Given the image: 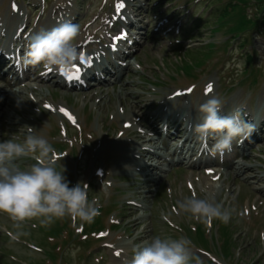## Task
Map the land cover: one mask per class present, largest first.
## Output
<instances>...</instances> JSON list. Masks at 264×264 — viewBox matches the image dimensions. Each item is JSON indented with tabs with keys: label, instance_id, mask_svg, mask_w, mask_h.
I'll return each instance as SVG.
<instances>
[{
	"label": "rangeland",
	"instance_id": "obj_1",
	"mask_svg": "<svg viewBox=\"0 0 264 264\" xmlns=\"http://www.w3.org/2000/svg\"><path fill=\"white\" fill-rule=\"evenodd\" d=\"M20 2L25 3V10L27 6L32 10L27 15V18H30L25 31L30 28L31 23L32 27L39 24L38 30L42 33L45 30L44 21L48 17L50 7L52 9L59 7L70 16V21L59 36L60 41L53 44L61 49L79 44L85 33L86 22L90 24L96 16L103 15L112 9V0L104 5L103 0H50L44 18L36 12L42 10L41 0ZM10 3L11 0H0V6H4V8L0 7V23L2 24L3 19L7 17L6 9H12ZM141 4L142 8L140 7L139 11L142 13L140 22L143 25L141 27L142 42L135 47L136 58L141 66L137 69L134 67L125 69L120 80H115L114 77L112 82H104L101 89L96 83L92 88L79 91L62 86L51 78L43 81L41 90L33 94L24 90L20 92L16 89L19 90V87H23L24 84L39 82V80H33L39 74L32 72V77L20 84L15 82L17 76L13 73L3 74L7 67L4 66L0 70V87L2 86L3 91L9 96L7 102H3L0 106V123H3L4 130L14 129L15 134L17 132L21 136L16 135V139L21 138L26 141V144L35 145V143L51 140L56 142L62 138L58 136L61 119L56 112L44 110L41 113L37 110L46 100L57 105L63 103L72 107L84 128L81 131L73 130L74 135L69 145L62 148L65 150L63 153L62 150L60 151L63 154L60 156L63 157H57V155L50 157L49 153H46L47 157H44L42 155L45 153H41V156L47 160L46 164L56 163L65 172L59 166L57 168L51 166L50 186L40 191L36 187L37 184L41 185L36 179L39 165L36 164V160H32L31 155L23 153L28 155L23 158L29 159L15 160L11 155L13 153L6 156L5 151L0 152V166L2 165L0 167V208L7 210L1 205L6 203L7 199H13L15 203L20 202L23 205L20 208L21 212L17 210L18 207H13L16 210L9 208L10 214L20 219L14 220L18 223L12 222L11 217L0 214L1 225L15 236V238L11 237L14 241L0 234V264H61L62 252L67 243L63 238L66 237L67 232L70 233L68 234L69 247L66 251L70 259L69 264H113L115 260H119V264H210L208 260L212 258L216 260V264H264V203H261L264 196L262 191H257V188L264 187V183L252 184L251 180H248L251 175L264 174V138L258 143L259 147L252 149V146H248L243 154L245 159L239 157L237 160L254 165L253 172L237 175L235 169H229L218 180H213L214 174L206 175L201 169L187 167L185 164H172L170 170L164 173L153 171L152 176L162 175L156 181H146L142 173L140 179L136 178L135 172H132L135 168V160L131 161L124 156L130 154L129 150L134 145L150 146L153 142L148 139L151 137L156 139L159 135L155 133L140 139L137 136L139 134L134 130H129L122 138H119L120 134H118L126 117L125 114H128L130 118H137L142 117L144 112L148 116L156 110L149 105L155 103L160 107L159 103L166 100V97L190 84L196 87L191 95L174 96L166 102L172 115L177 112L181 114V118L188 116L197 126H205L207 120L205 113L213 102V105L246 108L247 113L250 111L253 117L259 114L264 116V111L261 110L264 107V25L262 31L249 32V40L244 46L241 47L240 42H233L232 45L229 44L227 51L228 45L225 41L229 36L221 30L211 29L212 26H220L217 15L207 22H203L202 18L203 29L190 30L187 19L191 17L194 3L191 4L188 0H142L139 2L140 6ZM130 6L133 11H136V6L134 8L132 4ZM153 7H155L154 10L151 9ZM203 8L195 14V18ZM223 8L230 9L231 5L225 4L219 7V10ZM172 9L174 13H177L176 16H173L174 13L166 14ZM157 14L168 16L172 27L176 25L183 27L185 33L180 38L181 42L176 41V38L180 37L177 33H171V36H164L161 32L152 33L158 24L154 19ZM17 21H10L7 27L15 28ZM100 23L96 21L90 26L97 28ZM52 25L53 21L50 26ZM147 27L151 29V33L150 31L146 33ZM5 39L3 37V42ZM183 40L185 42H182ZM208 41L210 42L207 43ZM185 46L187 51L184 50ZM250 51L254 54V60L249 64L245 53ZM133 59L131 55L129 60L133 61ZM252 66L258 69V76ZM249 67L250 69L246 71ZM190 74L193 76L190 77ZM107 77L111 78V75ZM207 84L213 86L218 95L205 101L202 91ZM138 95L141 96L140 101L135 97ZM37 98H40V103H36ZM203 102H205V108L200 109ZM12 106L17 109V112ZM120 107L125 109V113L122 112L124 119L118 115ZM197 107L204 113L197 112ZM11 110L19 116L10 118ZM88 110L92 112L93 117L92 120H87L84 126V117L86 118L89 114ZM222 110L223 108L220 112ZM12 121H14L13 124H11ZM141 122L147 126V122L143 120ZM108 125L111 127L110 130L107 128ZM24 133L27 134L25 139L22 137H26ZM5 136L8 135L5 134ZM76 137H78L77 140ZM181 141L178 139L172 142L170 148L174 149ZM85 142L89 146L88 150H85L87 147ZM73 144L80 147L77 148V152L79 150L82 154L79 161L71 152ZM1 146L3 147V144ZM176 155L178 153L169 155V158ZM185 155H188L187 151ZM141 157L146 163L159 160L145 151ZM8 160H11V165L15 164L22 168L20 174H14L11 169H7ZM159 161L162 165L167 163L163 158ZM129 163L132 169H128ZM97 168H103L105 175L96 176ZM76 171L80 172L79 192L80 184L82 183L83 192L85 185L91 180V186H94L93 189L96 192L95 196L98 199L102 196L103 200L106 199L109 203L114 201L120 189H123V194H126L122 202H126L125 199L139 189V182H141V199L146 201V207L127 209V212L122 209V213L117 215L115 212L110 216L104 214L101 220L104 221V228H109V237L106 239L100 238L90 243L72 241V233L75 236L77 232L76 228L74 229V221L70 222L72 210L68 211L70 216L65 214L64 200L68 193L72 195L73 190H66L64 181L73 180ZM212 181L223 182L219 194L218 190L209 191L206 182ZM8 183L18 186L7 187ZM25 183L31 184V188ZM105 183H111L109 189L102 187ZM47 184L49 185V178ZM131 184L135 186L134 189H131ZM157 189L159 191L155 196ZM43 199H47L53 207L49 208L48 212L54 214L53 219H43L41 214ZM90 204H94L93 200ZM87 209L79 208L76 227L79 226L78 222L82 214L91 210L90 207ZM24 218L26 220L21 221ZM114 218L120 221L119 228L110 226L111 219ZM224 220L229 222V231L233 239L229 244L230 256L224 254L219 233L225 230L221 228ZM210 221L213 222L212 227ZM35 224H37L36 228H34ZM196 226L204 227L208 238L215 236L212 246L207 247L211 254H205L196 249L203 246L197 242L193 243L192 238L187 236L188 229ZM0 229V233H5L3 228ZM56 233L62 234L57 244L53 243L52 239H48ZM223 238H225L224 235ZM75 240L79 241L78 237ZM29 241L40 247L42 252L25 244ZM105 243H111L114 247L122 244L121 249L128 253L126 256L129 260L124 262L119 257L115 259L112 247L105 246ZM58 246L62 249L57 250ZM68 257L67 260H69Z\"/></svg>",
	"mask_w": 264,
	"mask_h": 264
},
{
	"label": "bare ground",
	"instance_id": "obj_2",
	"mask_svg": "<svg viewBox=\"0 0 264 264\" xmlns=\"http://www.w3.org/2000/svg\"><path fill=\"white\" fill-rule=\"evenodd\" d=\"M6 47V50H5V53H9L8 52V49H9V45H7V46H5ZM91 54H93L94 55V59H97L99 56L97 55V54H95V53H91ZM68 60V58H66L65 59V61H67ZM8 62V59L6 58V59H3L2 61H1V63H7ZM15 66L12 64L9 68H8V71H15ZM87 74H88V72L85 74V77L87 76ZM23 76H27V73H24V75ZM49 77V74H43V75H41V80H44V79H47ZM7 81V80H6ZM59 81H60V83L61 84H64L60 79H59ZM8 95L7 94H5V92L3 91V88L2 87H0V101L2 100V98L4 99V100H6V102H7V100H8ZM137 98H139L140 99V96L139 97H137ZM122 115V114H121ZM142 118H144V119H147V117H145L144 116V113L142 112ZM127 121H131V119H126ZM159 120V117H156L155 118V122H157ZM177 122H178V125H177V127H176V129L173 131V132H171L169 135H168V137H170V138H173V137H176V136H179L180 134H181V132L184 130V127H183V123L181 122V120H180V114L178 115V117H177ZM262 124V122L261 121H259L258 122V125L260 126ZM192 130H194V128H196L197 129V127L193 124L192 125ZM139 137L141 138V137H143V135H139ZM191 138V136L190 135H188L187 137H186V139H185V141L186 140H189ZM184 142V141H183ZM182 142V143H183ZM224 147H226V146H224ZM135 148H137V147H134V149ZM160 148H166V149H168L169 148V146H162L161 144H159V143H156L155 145H154V147L153 148H151V147H149V148H146V150L147 151H145V152H147L148 154H153L154 156H157L158 158H162V157H164V156H166L164 153H162L159 149ZM189 149H191L192 150V152L194 151V149L193 148H189ZM175 150H176V148L172 151V153H174L175 152ZM143 151H141V153H142ZM124 158H126V159H129L130 160V156L128 155V154H125V156H124ZM178 160H182V161H186V157L185 156H183V157H179L178 158ZM137 165H141V162H138L137 163ZM169 166H170V163H168V165L167 166H160L159 164H157V163H152V167L149 169V170H153V169H155V168H159V169H161V171H167L168 169H169ZM253 166L254 165H249V164H246V163H244V162H242V161H240V162H237L235 165H234V169L236 170V172H237V174L238 175H240V174H243V173H245V172H247V170H250V171H253ZM142 168H147V166L146 165H142ZM147 174H149L148 172H144V176L145 175H147ZM151 174H153V171L151 172ZM159 177H161V176H156V177H153V176H150L149 177V179H151V180H157V178H159ZM250 178H251V180H252V182L254 183V182H261V181H264V174H262V175H252V176H250ZM206 183H208V188H209V191L210 192H215L216 190H218V194H219V191H221V188L222 187H218V183H212V182H206ZM143 205V204H142Z\"/></svg>",
	"mask_w": 264,
	"mask_h": 264
}]
</instances>
